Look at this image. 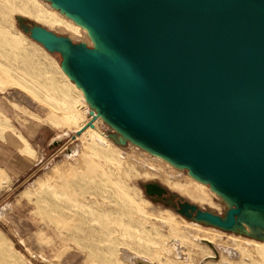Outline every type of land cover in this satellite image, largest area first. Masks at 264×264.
I'll use <instances>...</instances> for the list:
<instances>
[{
  "label": "water",
  "instance_id": "95a60500",
  "mask_svg": "<svg viewBox=\"0 0 264 264\" xmlns=\"http://www.w3.org/2000/svg\"><path fill=\"white\" fill-rule=\"evenodd\" d=\"M46 1L92 44L37 25L22 31L59 53L95 116L227 206L195 220L264 239V0Z\"/></svg>",
  "mask_w": 264,
  "mask_h": 264
},
{
  "label": "rangeland",
  "instance_id": "374dc122",
  "mask_svg": "<svg viewBox=\"0 0 264 264\" xmlns=\"http://www.w3.org/2000/svg\"><path fill=\"white\" fill-rule=\"evenodd\" d=\"M34 25L92 44L85 29L46 0H0V96L13 93L29 109L23 114L43 125L36 136L45 154L11 194L0 195V264H136L138 255L155 264H264L263 238L194 219L197 210L222 217L227 209L206 183L96 121L59 53L22 31ZM11 124L0 110V127ZM148 183L164 193L146 195ZM173 238L184 258L168 252Z\"/></svg>",
  "mask_w": 264,
  "mask_h": 264
},
{
  "label": "crops",
  "instance_id": "0c3cea01",
  "mask_svg": "<svg viewBox=\"0 0 264 264\" xmlns=\"http://www.w3.org/2000/svg\"><path fill=\"white\" fill-rule=\"evenodd\" d=\"M0 97L3 98V101L0 100V110L12 123L7 128L0 127V195H6L11 194L18 183L45 160L43 148H38L40 140L36 136L44 131L43 125L35 124L34 119L23 114L22 109H29L18 103L13 93L8 92ZM12 102L19 111L11 105Z\"/></svg>",
  "mask_w": 264,
  "mask_h": 264
},
{
  "label": "bare ground",
  "instance_id": "6f19581e",
  "mask_svg": "<svg viewBox=\"0 0 264 264\" xmlns=\"http://www.w3.org/2000/svg\"><path fill=\"white\" fill-rule=\"evenodd\" d=\"M51 7H53L52 5H50ZM54 8V7H53ZM60 12V11H59ZM62 15H64L62 12H60ZM64 16H66V15H64ZM67 17V16H66ZM67 18H69V17H67ZM69 20H70V18H69ZM73 21V20H72ZM75 23V22H74ZM76 24V23H75ZM62 25V24H61ZM76 25H78V24H76ZM78 26H80V25H78ZM41 27V26H40ZM80 27H82V26H80ZM42 28H44V27H42ZM83 28V27H82ZM44 29H47V28H44ZM80 31H82V29H80V28H78ZM83 29H85V28H83ZM47 30H49V29H47ZM86 30V29H85ZM49 31H51V30H49ZM51 32H53V31H51ZM53 33H55V32H53ZM55 34H58V33H55ZM58 35H61V34H58ZM62 36H64V35H62ZM66 37V36H65ZM69 40H71L69 37H67ZM72 41V40H71ZM74 42V41H73ZM81 43H83V42H81ZM83 44H85V43H83ZM86 46H88L87 44H85ZM71 82V81H70ZM72 83V82H71ZM73 84V83H72ZM74 85V84H73ZM75 86V85H74ZM79 91H81L79 88H77ZM81 93H82V91H81ZM86 102V101H85ZM87 103V102H86ZM88 104V103H87ZM88 107H89V105H88ZM98 117V116H97ZM97 117H95V118H97ZM101 118L100 117H98L97 119H96V121H99ZM102 120V119H101ZM89 124H91V123H88V125ZM80 129V128H79ZM79 129H77L76 131H75V133L76 132H78V130ZM86 129H88V128H86ZM86 129L85 130H83L80 134H78V135H75V137L73 136V138L75 139V138H79L85 131H86ZM92 129V128H91ZM76 149V145H74V147H73V149L71 148V150L73 151V150H75ZM157 157H159V156H157ZM159 158H161V157H159ZM161 159H163V158H161ZM164 160V159H163ZM166 161V160H165ZM167 162V161H166ZM169 163V162H168ZM170 165H172L173 167H175V168H177V169H181L180 167H178V166H175V165H173V164H171V163H169ZM189 176H191L190 174H189ZM193 179H195L196 181H198V182H200V183H202V184H204L205 185V183L204 182H201V181H199V180H197L196 178H194L193 176H191ZM206 228V227H205ZM250 229V228H249ZM214 231H216L215 229H214ZM219 231V230H218ZM212 232V231H211ZM174 239V238H173ZM198 241L199 242H203V243H205V244H207L212 250H213V246H212V244H211V242L210 241H208V240H206V239H204V238H199L198 239ZM169 248L167 249L168 250V252H171V253H175L180 259L181 258H184V251H185V249H184V247L181 245V243L179 242V240H177V239H174V240H170V242H169V246H168ZM184 250V251H183ZM167 252V251H166ZM159 253V252H158ZM157 253V254H158ZM161 253V252H160ZM163 253V252H162ZM167 254V253H166ZM165 254V255H166ZM174 254V255H175ZM186 254V253H185ZM161 255V254H160ZM169 255V254H168ZM161 257V256H160ZM215 257V255L214 256H212V258H214ZM211 258V256H206L205 257V259H210ZM163 259V258H162ZM133 261H134V263H136V264H155L153 261H150V260H148V259H146V258H142V257H140L139 255L138 256H134L133 257ZM206 261V260H205ZM159 263V262H158ZM160 264V263H159Z\"/></svg>",
  "mask_w": 264,
  "mask_h": 264
}]
</instances>
